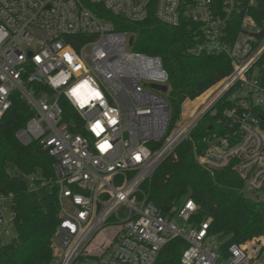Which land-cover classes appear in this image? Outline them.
Returning a JSON list of instances; mask_svg holds the SVG:
<instances>
[{
    "label": "built area",
    "instance_id": "1",
    "mask_svg": "<svg viewBox=\"0 0 264 264\" xmlns=\"http://www.w3.org/2000/svg\"><path fill=\"white\" fill-rule=\"evenodd\" d=\"M88 1L130 22L151 11L172 26L186 19L194 25L189 52L224 54L231 69L215 96L173 121L166 91L153 87L168 82L160 57L131 50L128 32L81 0H0V118L18 94L32 115L15 136L53 159V177H24L30 190L56 188V264H154L172 238L186 243L179 264H264V235L217 242L212 218L194 219L193 199L163 214L142 188L220 103L222 121L202 136L196 161L209 170L231 168L243 180L242 193L264 208V83L256 66L264 34L255 36L261 27L244 14L228 39L239 0ZM63 101L76 113L75 130L64 120ZM14 218V194L0 191V243L16 237ZM108 225L118 232L100 253L91 251Z\"/></svg>",
    "mask_w": 264,
    "mask_h": 264
},
{
    "label": "trees",
    "instance_id": "2",
    "mask_svg": "<svg viewBox=\"0 0 264 264\" xmlns=\"http://www.w3.org/2000/svg\"><path fill=\"white\" fill-rule=\"evenodd\" d=\"M81 1L111 21L115 30L128 32L133 37L131 50L160 57L168 73L165 96L173 121L200 104L231 69L224 54L189 52L195 43L194 25L186 19L172 26L158 21L151 11L146 19L130 22L112 15L100 4ZM239 5L240 12L232 14L229 20L228 39L238 33L244 14L264 30V0H239ZM256 66L264 83V52ZM62 108L69 129L75 130L71 120L78 123L76 113L65 101ZM216 108L214 116L201 118L175 155L163 161L142 188L148 201L163 214H168L173 204L193 199L198 207L194 219L200 221L210 216L209 232L226 238L227 245L264 235V208L242 193L243 180L231 168L209 170L196 161L202 136L222 121L220 103ZM31 115L30 107L13 93L9 108L0 118V191L14 194L17 233L12 240L0 243V264H56L52 242L60 213L56 188L46 184L30 190L24 177L32 173L53 177V159L36 142L24 145L15 136ZM185 248L181 238L170 239L154 264H179Z\"/></svg>",
    "mask_w": 264,
    "mask_h": 264
},
{
    "label": "rangeland",
    "instance_id": "3",
    "mask_svg": "<svg viewBox=\"0 0 264 264\" xmlns=\"http://www.w3.org/2000/svg\"><path fill=\"white\" fill-rule=\"evenodd\" d=\"M125 216V213H122ZM119 227L116 225H108L103 230L99 231L94 240L91 241L89 248L95 253H100L106 246L109 245L112 238L118 232ZM224 237H218L217 242L224 240Z\"/></svg>",
    "mask_w": 264,
    "mask_h": 264
},
{
    "label": "water",
    "instance_id": "4",
    "mask_svg": "<svg viewBox=\"0 0 264 264\" xmlns=\"http://www.w3.org/2000/svg\"><path fill=\"white\" fill-rule=\"evenodd\" d=\"M263 34H264V30H261L259 33H256L255 36H256V37H261ZM132 41H133V37L130 36V37H129V40H128L129 44H131ZM153 87H154L155 89H159V90H161V91H165V90H166V86H165V85H153Z\"/></svg>",
    "mask_w": 264,
    "mask_h": 264
},
{
    "label": "bare ground",
    "instance_id": "5",
    "mask_svg": "<svg viewBox=\"0 0 264 264\" xmlns=\"http://www.w3.org/2000/svg\"><path fill=\"white\" fill-rule=\"evenodd\" d=\"M218 88L219 89H222L219 85L202 101V102H204L207 98H209V97H212V96H215L216 95V93H217V91H218ZM201 102V103H202Z\"/></svg>",
    "mask_w": 264,
    "mask_h": 264
},
{
    "label": "snow or ice",
    "instance_id": "6",
    "mask_svg": "<svg viewBox=\"0 0 264 264\" xmlns=\"http://www.w3.org/2000/svg\"><path fill=\"white\" fill-rule=\"evenodd\" d=\"M37 59H39V58H37ZM97 95H98V94H97ZM94 127H100L99 122H97V124H96Z\"/></svg>",
    "mask_w": 264,
    "mask_h": 264
}]
</instances>
